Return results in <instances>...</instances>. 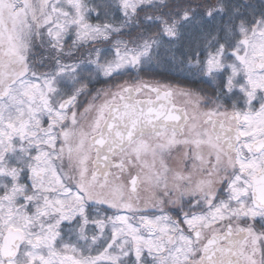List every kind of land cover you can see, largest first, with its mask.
<instances>
[{"label":"flooded vegetation","instance_id":"flooded-vegetation-1","mask_svg":"<svg viewBox=\"0 0 264 264\" xmlns=\"http://www.w3.org/2000/svg\"><path fill=\"white\" fill-rule=\"evenodd\" d=\"M249 34L244 33L238 41L236 69L226 65L222 87L211 86L209 100L183 88L151 87L146 83L124 86L114 101L106 105L102 122L88 137L90 160L80 163V193L93 194L100 207L109 205L112 211L120 205L121 210L132 217L157 215L165 224L173 226L179 246L183 241L191 244L190 251L185 247L186 256L179 250V264H264V34L253 46ZM15 83L23 84L30 93L34 88L46 86L53 93L52 99L55 94L59 98L53 101L52 107L48 103L41 106L36 100L35 109H40L39 113L36 111L33 118L34 126L21 134L23 138L18 137L20 133L8 138L3 136L1 170L5 172L10 168L6 153L14 142L18 174L0 176V264L1 261L2 264L59 263L73 258L65 254L67 247L64 246L62 252L56 251L60 255L55 254L52 244V239L57 237L54 228L67 222L69 209L63 211L66 217L60 220L56 217L58 212L47 208L44 213L55 216V223L44 227L37 223V215L45 204L39 206L37 198L45 203L44 196L48 199L69 197L58 191L44 192L41 187L45 178L52 183L60 180L69 186L67 156L71 118L63 116L67 110L61 111L60 106L68 100L74 105V100L63 99L68 88L66 81L49 78ZM5 98L4 95L2 99ZM137 100H156L161 105L158 120L161 130L141 134L123 148L108 149L103 138L108 107ZM172 146L182 154L185 151L191 160L182 161L184 163L157 161L159 148L168 158ZM199 155L206 156V163H192ZM19 176L28 181L31 188L30 210L21 204L12 206L11 188L5 193L3 180H18ZM148 177L158 183V190L163 194L162 206L159 204L134 215L133 205L139 207L141 188ZM21 191L22 187L17 185L15 195ZM119 195L124 205L117 201ZM7 215L14 218L9 226L4 221ZM102 223L104 221L100 220V226ZM8 231L21 232L23 240L14 258L5 261L1 249ZM46 240L47 245H44Z\"/></svg>","mask_w":264,"mask_h":264},{"label":"trees","instance_id":"trees-1","mask_svg":"<svg viewBox=\"0 0 264 264\" xmlns=\"http://www.w3.org/2000/svg\"><path fill=\"white\" fill-rule=\"evenodd\" d=\"M79 1L90 11L86 19L88 26L109 27V39L84 38L81 41L82 38L69 33L61 42L53 41L42 25L45 21L43 3L37 18L27 16L25 25L20 24L25 34L24 40L17 44L21 35L13 40L0 10V90L4 86L2 79L7 80L11 75L6 66L16 63L27 67V77L31 79L66 73L65 79L80 82L77 86L86 91V103L94 101L92 97L107 87L138 81L188 88L209 100L211 86L222 87L223 74H207L206 60L222 50L226 52L238 33L264 20V0H149L125 12L118 0ZM118 46L135 55L148 52L151 63L101 79L99 70L94 69L95 64L109 52L114 54ZM76 124L70 123V133L77 129ZM16 150L13 142L6 155V163H11L13 171L17 169L14 164L18 163ZM3 182L5 193L12 189V206L21 204L30 210L29 182L20 176L18 180ZM17 185L22 191L15 195ZM37 204L45 203L39 197ZM112 212L106 205L100 207L95 202H86L74 212L70 211L68 221L54 228L57 235L52 243L54 251L62 252V246L67 247L64 252L73 256L70 259L74 263L81 258L88 264H158L156 260H145L149 255L146 250L139 251L132 238L110 226ZM54 217L46 214L39 217L37 223L45 227L55 223ZM100 220L104 221L101 226ZM105 255L124 257L112 262Z\"/></svg>","mask_w":264,"mask_h":264},{"label":"rangeland","instance_id":"rangeland-1","mask_svg":"<svg viewBox=\"0 0 264 264\" xmlns=\"http://www.w3.org/2000/svg\"><path fill=\"white\" fill-rule=\"evenodd\" d=\"M35 2L36 0H32ZM30 0H0V10H2L4 17L9 25V32L13 38V40H17L20 36V40L16 42L17 44L21 43L24 40V28L20 26L25 25V21L27 16H33L37 18V12L40 11L41 6L44 3V14L45 21L43 20V26L46 27L48 35L55 42H61L65 39L66 35L72 34L77 38H86L87 40H107L110 38V28L109 27H90L88 26L86 19L90 15V11L88 8H85L79 0H38L37 3L33 4ZM149 1V0H118V4L121 6L123 12L126 10H132L134 6L139 3ZM27 12V13H26ZM15 23L17 27L14 26ZM12 26V27H11ZM250 34L248 35V39L253 43H257V38L261 37L264 34V20L259 22L254 28L251 29ZM242 35H240V38ZM247 36H244V38ZM239 38V39H240ZM239 41V40H238ZM236 44L232 46V50L230 52L232 56V61L234 62V66L237 67L239 59V49L240 45ZM148 52H141L139 55H135L133 52L129 50H125L120 46L116 47L114 54H109L106 56H102L98 62L95 64L94 69L99 70L98 76L103 79L109 76L118 74L123 72L129 68H140L143 65L151 63V59L148 56ZM224 57V56H223ZM226 57V56H225ZM223 59L217 57H210L206 60L204 67L207 70V73H218L222 70ZM9 72L16 73V79L24 77L25 70L21 68V70L15 69L12 64H8L6 66ZM238 69V68H237ZM74 79V78H71ZM11 79H8L9 81ZM63 81V80H61ZM4 83V78L2 79ZM66 84V83H65ZM153 85V84H151ZM23 84L18 87L21 90ZM121 86H118L113 91L105 90L102 93H97L98 95L93 96L95 99L92 101V104H81L78 103L74 105H70L68 111L64 113L63 116L74 118L71 112H77L79 114L80 122L78 121L77 129L75 133H70V125H69V153L67 156V163L69 164V186L64 185L60 180H56L53 183L49 181L48 178H45L42 183L41 189L44 192L47 191H58L63 193L64 195L69 194V198L72 196L73 199L64 198V199H54L44 196L45 198V206L40 208V212L38 213V218L41 216H45V210L53 209L56 213L57 219H64L66 216L63 214V211L71 208L72 211H75L77 207L82 206L83 201L87 202L88 200L94 201L95 197L91 193H80V163L84 162V160H90V153L87 149L88 146V137L92 132H94L104 117L106 111V103L109 101H114L115 95L121 93V89H118ZM166 88L167 86H161ZM28 92L27 90H24ZM22 92V91H21ZM25 92V93H26ZM4 93V88L2 92ZM18 94L16 92H12L7 99L1 101L0 99V155L1 144L3 143V136L8 138L12 137L13 134L20 133L17 136L19 138H23L21 135L24 132H28V129L34 126V116L38 110L35 109L36 100L41 102V106H49L52 107L54 104L53 101L57 102L58 98L55 94V98L52 99L53 93L49 91V89L45 86V88H34L33 92H29V94ZM77 95V94H76ZM22 98H19V97ZM37 98V99H34ZM77 97V96H75ZM198 97V96H197ZM199 98V97H198ZM200 99V98H199ZM178 101L179 99L176 98ZM48 103V104H47ZM79 106V109H77ZM12 111V114L9 113ZM10 114V115H9ZM71 122L69 121V124ZM27 136V135H26ZM72 139V140H71ZM160 149V157L157 158V161H161V163H184L190 161L191 157L183 151V154L179 152L178 148L172 146L170 148L171 154L168 158L164 157L163 150ZM208 153H206L207 156ZM206 156H196L192 163H206ZM86 157V158H85ZM219 161H221V157H219ZM156 163V162H153ZM80 181V182H79ZM156 181V180H154ZM151 182V183H149ZM149 183L150 187L147 186ZM47 184L49 187H45ZM74 188V189H72ZM79 189V190H76ZM51 196V195H50ZM117 201L124 205V199L119 195L117 196ZM163 194L158 190V183H153L152 180H149V177L146 179V183L143 184L140 192V201L139 207L135 204L133 205V214L135 215L138 211H147V208L154 209L157 205L161 204ZM52 199V200H51ZM165 201V200H164ZM166 205V207H168ZM116 213V217L113 219V229L119 234H122L128 238H132V241L137 245L142 251V249L146 250L159 264H179V250L183 251V254L186 256V250L190 251V243L183 241L182 245L179 246V242L174 238L173 235V226L165 224V221L161 219V217H140V216H130L127 211L123 212L121 210L120 205L114 208ZM142 213V212H141ZM69 216V214H68ZM69 218V217H66ZM14 218L7 215L5 218L6 226L13 224ZM22 220V219H21ZM130 220H133L131 222ZM135 221V222H134ZM50 232V231H49ZM48 232V233H49ZM46 233L47 238L50 239L49 234ZM117 235V234H116ZM47 240L44 241V245ZM189 246V249H188ZM55 252V251H54ZM55 254H58L55 252ZM60 255V254H58ZM58 255H52L55 258H58ZM189 254V259H190ZM99 257V256H98ZM97 257V259H99ZM107 259H112V261H116L118 258L122 259L124 256L119 255H105ZM186 260V258H184ZM88 261H81L78 263L71 262V259L63 260L59 263L53 264H88ZM2 264V261H1Z\"/></svg>","mask_w":264,"mask_h":264},{"label":"water","instance_id":"water-1","mask_svg":"<svg viewBox=\"0 0 264 264\" xmlns=\"http://www.w3.org/2000/svg\"><path fill=\"white\" fill-rule=\"evenodd\" d=\"M68 105L69 102L64 103L61 110H64ZM160 106L156 100L129 101L120 106H111L104 125L103 136L108 149H120L141 134L159 132L161 130L158 125V120L161 117ZM164 114H166V110ZM166 116L168 117L167 114ZM21 241L22 234L20 232L9 231L6 234L5 244L1 250L4 260L13 259Z\"/></svg>","mask_w":264,"mask_h":264}]
</instances>
